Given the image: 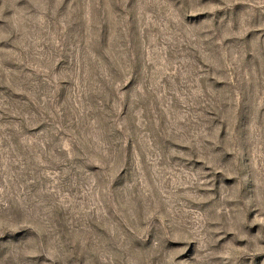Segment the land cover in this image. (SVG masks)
Returning <instances> with one entry per match:
<instances>
[{
	"label": "rangeland",
	"instance_id": "374dc122",
	"mask_svg": "<svg viewBox=\"0 0 264 264\" xmlns=\"http://www.w3.org/2000/svg\"><path fill=\"white\" fill-rule=\"evenodd\" d=\"M0 264H264V0H0Z\"/></svg>",
	"mask_w": 264,
	"mask_h": 264
}]
</instances>
